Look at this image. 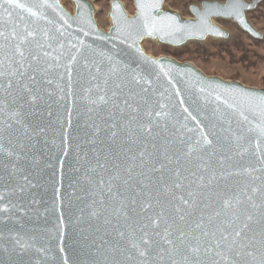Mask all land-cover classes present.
<instances>
[{
	"label": "water",
	"instance_id": "water-1",
	"mask_svg": "<svg viewBox=\"0 0 264 264\" xmlns=\"http://www.w3.org/2000/svg\"><path fill=\"white\" fill-rule=\"evenodd\" d=\"M262 1L239 0L242 23L237 0L189 4L187 18L165 0H133V14L110 0L104 30L91 0H71L72 11L61 0H0V72L22 64L27 84L38 70L41 96L16 108L21 78L0 76V86L12 81L0 87V143L13 153L0 154V264H264V88L142 48L229 40L220 19L264 40L247 18ZM202 221L216 238L229 221L250 226L233 252L204 251L216 238L200 235ZM180 231L199 242L197 256L184 258Z\"/></svg>",
	"mask_w": 264,
	"mask_h": 264
},
{
	"label": "rangeland",
	"instance_id": "rangeland-1",
	"mask_svg": "<svg viewBox=\"0 0 264 264\" xmlns=\"http://www.w3.org/2000/svg\"><path fill=\"white\" fill-rule=\"evenodd\" d=\"M95 7L98 25L106 30L110 23L108 16L110 0H91ZM129 14H133V0H121ZM203 0H165V6L182 17H190L189 4H197ZM223 1V0H217ZM70 11L73 10L71 0H61ZM248 12L250 22L264 34V1ZM221 27L231 33L229 40L207 39V41L189 42L178 48L145 39L142 48L152 56H171L178 61H190L207 75L221 77L225 80H236L247 86L264 88V40H255L248 36L231 20H217ZM178 54V55H176Z\"/></svg>",
	"mask_w": 264,
	"mask_h": 264
},
{
	"label": "snow or ice",
	"instance_id": "snow-or-ice-1",
	"mask_svg": "<svg viewBox=\"0 0 264 264\" xmlns=\"http://www.w3.org/2000/svg\"><path fill=\"white\" fill-rule=\"evenodd\" d=\"M9 3H13L14 0H8ZM237 7H234L232 10L233 12H235V14L240 17V9L243 7H246V5H244L243 3H240L239 0H237ZM17 6L19 7H23L22 4H18ZM116 7L118 8L119 5H116ZM144 5L141 4V8L143 9ZM230 7H232L230 5ZM31 11V10H29ZM230 14V13H229ZM33 15H35V13H33ZM241 22L244 23L243 18L240 17ZM245 27H247L246 23H245ZM0 35H3L2 32H0ZM13 36H16L17 34L15 32L12 33ZM29 36L34 35V33L29 32L28 33ZM5 39H7V37H5ZM21 40L26 39V37H20ZM16 52L19 53V55L23 58L24 53L20 50L19 46L16 47ZM33 59H37L36 57H33ZM24 68V65H20L18 68L14 69L11 72L8 73H4V72H0V76H4V75H8L9 77H14V76H19L21 78V80H17L16 83L19 84V88L20 91H18L16 93V99L13 101V104L15 105L16 108L19 109H24V107L26 105H30V106H35L36 103L41 99V96L38 94L39 89L38 88H34L33 85L36 84V72L38 70H33V73L31 75H29L27 77L28 79V83L25 84L22 82L24 76H25V72L22 70ZM49 85L52 84V80H47L46 81ZM12 81L10 80L8 82V85L6 86H0V87H9L11 86ZM101 101H103V97L99 98ZM7 103V101H0V104H5ZM0 111H3L2 108H0ZM11 117L13 118L14 122L16 124L20 123V120L16 119V117H20L21 112L20 111H12L10 113ZM6 127H12L11 124L7 125ZM44 131L43 128H38L36 129L37 133H42ZM112 136H115V132L111 133ZM206 143H210L209 141L205 140ZM0 154L6 155V156H12L13 153L11 151H9V147L5 146L3 143H0ZM140 157L144 156L143 152L139 153ZM133 159H135V157H133ZM97 166L99 167H103V165L98 164ZM160 167L162 168L163 165H160ZM153 171H157L158 169L153 168ZM101 183H103V181H101ZM176 188H179L180 185L178 183H175L173 185ZM109 191H111V189H109ZM255 191V190H254ZM189 195H191V193H189ZM182 202L187 205L189 203V201L187 199H183V197H181ZM148 206V205H145ZM225 207H230V204L228 201H225ZM179 211V210H178ZM217 215H219V213H217ZM180 220L184 219V216L181 215L179 217ZM238 219V218H237ZM253 217L251 215L246 217V221H252ZM159 220V217H157L155 220L152 221L153 224H156ZM203 223V221L201 223H198L195 225V227L197 229H201V224ZM235 225V221H229L228 222V226L232 227V231H227V228H218L217 231L219 232V237L216 238V232H207L204 231L203 229H201L200 235L202 237H212V238H216L215 242L212 244V247H208L207 244L205 246V248L203 249L204 251H211L213 248H224L226 252L231 253L235 250V248L239 247V241L238 238L242 237V235L244 234V232L249 228V223L248 222H244L239 224V226H234ZM119 235L123 236L124 233H119ZM146 235V234H145ZM157 235H159V233H157ZM170 235V233L166 230L164 235L161 237V239L163 240V242L165 244L168 245H172L173 241L171 239H167V237ZM179 240V244L185 246V251L186 254L184 256L185 259L188 258V254L190 253L193 257L197 256L200 252H201V247L199 242L196 243H191L189 242L187 245L185 244V241L187 240V234L183 231L179 232V237L177 238ZM144 244L145 246H149L150 245V241L148 239H145L144 237L141 238L140 242ZM251 243V241H250ZM132 247L136 248L139 251V244L138 243H132ZM139 254L141 256L145 255L144 251H140ZM237 256L240 255L239 252L235 253ZM248 255H252L251 252L247 253ZM216 255L221 256V258L225 261H227L229 259V257L227 255H222L220 252H217Z\"/></svg>",
	"mask_w": 264,
	"mask_h": 264
},
{
	"label": "trees",
	"instance_id": "trees-1",
	"mask_svg": "<svg viewBox=\"0 0 264 264\" xmlns=\"http://www.w3.org/2000/svg\"><path fill=\"white\" fill-rule=\"evenodd\" d=\"M176 55H178V54H176Z\"/></svg>",
	"mask_w": 264,
	"mask_h": 264
}]
</instances>
